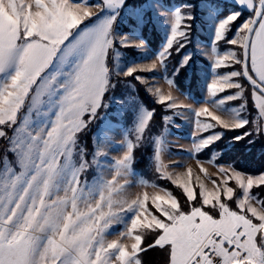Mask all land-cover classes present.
<instances>
[{"label": "rangeland", "instance_id": "rangeland-1", "mask_svg": "<svg viewBox=\"0 0 264 264\" xmlns=\"http://www.w3.org/2000/svg\"><path fill=\"white\" fill-rule=\"evenodd\" d=\"M73 2L90 8L103 6L78 26V30L92 27L106 17H115L110 27L113 46L106 52L110 72L101 77L99 93L89 92L81 85L71 90L70 100L64 99L67 93L62 92L56 100L57 107H48L39 101L34 105L27 98L19 111L20 118L16 115L18 106L10 100L16 94L9 92L0 97V192L11 183L13 174L30 172L29 179L36 176L31 171L33 162L45 173L37 178L38 190L24 209V216L31 221L25 227L39 246L37 264H55L49 241L63 250L56 257L61 264L64 253L70 254L72 264H139L135 258L140 243V238L133 233L136 228L162 229L156 243L172 245V264H189L196 259L198 248L215 229L233 236L237 227H242L247 235L246 245L255 247L257 234H264V206L251 190L264 183V173H246L223 160L224 148L214 146L217 136L205 133L206 129L213 128L211 133L221 137L215 126L238 124L237 113L240 119L248 121L241 98H226L235 91L244 94L243 46L254 16L251 7L255 0H202L196 33L191 30L193 12L184 11L185 5L176 0H145L139 5L123 0V4L113 7H108L107 0ZM67 3L68 0H26L27 6L21 10L25 0H0V31L12 32L24 26H28L29 33H39L41 29L53 33L57 29L75 30L81 13L76 5L66 7ZM177 11L185 17L186 31L173 47L178 51L185 48L181 60L184 56H190V60L197 57L201 98L181 91L173 80L174 85L167 84L171 79L166 74L165 62L151 70L134 72L130 76L143 77L147 85L142 83L157 102V94L149 88L160 87L165 95L171 93V102H165L169 113L165 115L167 120L164 117L162 136L147 137L145 132L152 112L143 105L134 84L123 79L128 77L123 73L130 67L151 63L160 55L170 38ZM243 11L250 13L243 17ZM232 14H238L237 18L226 27L224 36L216 40L218 25ZM189 15L191 19L186 18ZM237 19L241 21L235 25ZM154 34L158 38L157 49L149 42ZM121 37L125 39L121 41ZM59 38L58 35L56 39L41 37L37 43L41 48H52ZM136 41L141 43H133ZM236 72L240 75L236 76ZM213 78L219 82L217 88L219 84H233V87L210 96L208 85L211 86ZM236 81L241 87L236 86ZM204 104L210 105V109L195 115ZM101 107L105 118L93 136L94 148L87 161L83 159V151L75 147V135L88 120L94 121ZM25 116L30 126H18L15 121ZM257 116L264 121V114L258 108ZM142 125L146 127L143 129ZM25 135L32 137L31 143L25 142ZM133 139L145 146L152 142L154 150L150 158L154 162L150 159L149 165L152 162L161 177L183 189L192 201L190 211H182L168 190L145 182L133 170ZM207 150L209 158L202 157ZM84 170L90 176L82 181ZM201 204L212 207L217 215L202 210ZM46 248L49 252L46 260H42L40 253ZM220 252L225 260L223 264H248L234 263V257L222 248ZM197 264L213 263L202 257Z\"/></svg>", "mask_w": 264, "mask_h": 264}, {"label": "snow or ice", "instance_id": "snow-or-ice-1", "mask_svg": "<svg viewBox=\"0 0 264 264\" xmlns=\"http://www.w3.org/2000/svg\"><path fill=\"white\" fill-rule=\"evenodd\" d=\"M258 2L259 12H257L256 3H253L251 7L254 9L253 17L255 19L247 40L246 59L243 68L244 79L248 81L247 85L251 87V99L259 109L260 114H264V0H258ZM117 4H123V0H107L108 7H113ZM71 5H76V10L81 13L80 22L75 25V30L68 29L67 32H60L57 29L53 33L51 31L45 32L44 29H41L39 33H29L28 26H24L12 32L7 29L0 31V97L7 96L9 92L16 94L10 100L14 106H18L17 116L20 109L23 108L24 100L27 98H31L34 105L39 101L42 105L57 107L59 105L56 104V100L61 98L62 92L67 93L64 99L70 100L72 96L71 90L74 88L78 89L81 85L88 89L89 92L99 93L100 84L103 82L101 77L103 74L110 72L106 62V52L113 46L110 27L115 17H106L99 20L92 27L78 30V26L92 16L94 12L102 10L103 6L90 8L81 3H74L73 0H68L65 6ZM244 5L247 6V4ZM25 6H27L26 0L25 4L21 5V10ZM237 15H229L218 25L216 40H220L224 36L226 27L237 18ZM186 18L191 19V16L189 15ZM48 19L50 20L51 16H48ZM184 21L185 17L177 11L171 24L170 38L160 55L151 63L130 67L123 75L130 76L138 70H151L157 66H163L167 57L171 54L170 49L185 36L186 25ZM57 35L60 38L55 47L41 48L37 43L41 37L56 39ZM120 39L123 41L125 38L121 37ZM235 39L236 36L230 43L232 44ZM133 43L139 45L141 42L136 41ZM176 50L178 51L179 49L177 48ZM190 58V56H184L180 62V67L187 64ZM101 65L103 66L101 67ZM177 71H179V68H177ZM224 75L227 76L228 74ZM235 75L239 76L240 73L236 72ZM137 79L147 85V81L143 77L137 76ZM218 83L215 78L211 80V86L208 85L210 96L233 87V84H219V88H217ZM167 84L170 86L174 85L172 80H168ZM60 85L64 87L60 89ZM236 86L238 88L241 87L238 81H236ZM105 90L106 87L103 89V93ZM149 91L157 94L159 103L171 102L170 92L165 95L160 87L149 88ZM236 98H242L244 103H247V98L244 97L242 91H235L234 94L227 96L226 99L233 100ZM101 100L102 95H100V104ZM209 109L210 105H201L195 111V115L198 112ZM241 109H243V105ZM165 119L167 120L168 117H165ZM211 119V116H209L208 120L211 121ZM237 120L239 123L236 125L225 123L215 127L222 126L226 129L241 128L247 123L246 120L239 118L238 113ZM15 123L18 126H30L27 116L21 120H16ZM142 127L144 129L146 125H142ZM212 129H206L205 133L209 136L216 135L218 139L219 135L212 134ZM255 130L264 131V121L255 124ZM18 131H22V129L18 128ZM25 142L31 143L32 137L25 135ZM36 143H39V141ZM54 155L53 153V158ZM31 171L37 173L31 179H29L30 172L27 174L24 172L13 174L11 183L0 192V264H37L36 256L39 253V246L25 227L31 221L24 216V209L27 201L33 198L38 190L37 178L43 177L45 173H42L34 162L31 165ZM34 181L36 183H33ZM260 185L264 184L255 186ZM259 203L261 204V202ZM160 231L162 233L163 230L161 229ZM257 235L264 239V234L258 233ZM157 239H159V235L153 238L149 247L167 248L169 250V264H172V245L170 243L163 246L159 245L156 243ZM143 243L142 239V245ZM49 244L51 245V253L55 264H61V260L56 259V257H60L63 250H58L53 241H49ZM257 247L259 248L258 253L254 254L251 250L245 249L244 254L248 255L254 261V264H264V246L258 244ZM48 252L49 249L46 248L44 253H40L42 260H46ZM62 258L63 264H72L69 253H64ZM211 258L212 253L210 252L209 259Z\"/></svg>", "mask_w": 264, "mask_h": 264}, {"label": "trees", "instance_id": "trees-1", "mask_svg": "<svg viewBox=\"0 0 264 264\" xmlns=\"http://www.w3.org/2000/svg\"><path fill=\"white\" fill-rule=\"evenodd\" d=\"M144 1L145 0H130L131 4L133 5H139ZM176 1L185 5L184 11L193 12V18L191 19V30L193 33H196V24L197 20L199 19L198 16L201 13L199 9V3L202 0ZM255 3L258 5V0H255ZM235 9H237L236 6ZM249 13L250 11H243L242 15L243 17H245ZM240 19L242 20V17ZM240 19H237L235 21V25L241 21ZM156 36L157 34H154L153 37L149 39V42L153 45V47L157 49L158 38L156 39ZM185 51V48L181 51H177L175 47L171 49V54L165 61L166 74L171 80L174 81L176 86L181 91L194 98L200 99V75L196 63L197 57H193L194 59L192 58L187 64H185L183 67H180L181 56ZM107 64L109 65V63ZM177 68H179V71H177ZM123 79L134 84V86L136 87V94L142 100L143 105H145V107L150 112H152L148 127L145 132V136H162L165 130L164 117L169 113V109L166 107L167 104L157 102L155 98H153V96L147 91L144 84L134 76L124 77ZM242 83L245 85L244 97L247 98L246 104L241 98V101H243V103L245 104V110L243 114L248 116V121L241 128L226 129L222 126H217V130L222 134L221 137L218 138L214 146L218 149L224 148L225 151L223 152L221 158L228 162H232L237 169L246 173L261 174L264 173V131H256L255 124L263 121V119L257 116V107L255 106L254 101L251 99V87L247 85L248 81L244 79L243 73ZM106 97L107 93L104 96V100L106 99ZM238 101L241 102L240 99H238ZM104 112V108L101 107L97 112L94 121L88 120L83 129L75 135V147L80 151H83V153L85 154V158L83 159L87 161L90 160L94 148L93 136L99 129L101 123L104 121ZM20 116L21 114L19 115V118ZM245 133L247 134L245 135ZM136 140L137 139H133V143L135 145L133 151V170L138 173L145 182L155 184L168 190L173 196L176 197V199L180 203L182 211H190L192 209V201L189 200L183 189L180 186L176 185L173 181L161 177L156 169V166L152 162L149 165L148 161L151 159L150 153L152 150H154L152 142L149 143V146H145L143 143H137L138 141ZM145 147L146 149H144ZM209 154L210 152L209 150H207L201 156L204 158H209ZM151 160L154 162V159ZM86 172L87 171L84 170L81 174L82 181L87 178V175L90 176V174ZM251 192L261 201L262 205L264 206V185L252 187ZM196 200L199 202V197L194 200L196 202L195 205H198V202ZM232 207L236 208L235 205H232ZM150 208L151 210L156 212L155 208L152 205H150ZM200 208L205 212L217 215L212 207H207L206 205L201 204ZM245 214L251 217L249 213L245 212ZM133 233L140 238L139 251L135 255V258L139 264H168L169 250L167 248L149 247L153 238L157 235H160V230L136 228L133 230ZM142 239L144 241L143 245ZM261 240L263 239L258 236V241L260 242Z\"/></svg>", "mask_w": 264, "mask_h": 264}, {"label": "built area", "instance_id": "built-area-1", "mask_svg": "<svg viewBox=\"0 0 264 264\" xmlns=\"http://www.w3.org/2000/svg\"><path fill=\"white\" fill-rule=\"evenodd\" d=\"M247 235L242 227H237L233 236H229L219 230H212L205 240L202 242L200 248H198L196 255L198 257L191 261L189 264H197L201 261V258H207L212 263L223 264L224 257L220 252V248L226 251V253L234 257V263H248L254 264V261L250 259L248 255L244 254L245 249L251 250L254 254L259 252L257 245L264 246V239L257 242L255 247H249L246 245ZM212 253V258L209 259V253Z\"/></svg>", "mask_w": 264, "mask_h": 264}, {"label": "water", "instance_id": "water-1", "mask_svg": "<svg viewBox=\"0 0 264 264\" xmlns=\"http://www.w3.org/2000/svg\"><path fill=\"white\" fill-rule=\"evenodd\" d=\"M257 12H259V3L257 5ZM254 19H255V17H253L252 22H251V24L248 27V30H247V33H246V37H245V41H244V46H243V64H242L243 76H244V68H243V65H244V61L246 59V55H245V53H246V45H247L248 36L251 33V29H252V26H253Z\"/></svg>", "mask_w": 264, "mask_h": 264}]
</instances>
